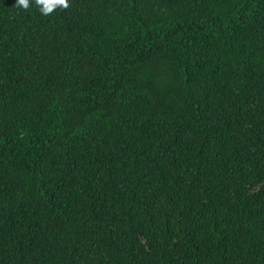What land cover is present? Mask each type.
Masks as SVG:
<instances>
[{"label":"trees","instance_id":"16d2710c","mask_svg":"<svg viewBox=\"0 0 264 264\" xmlns=\"http://www.w3.org/2000/svg\"><path fill=\"white\" fill-rule=\"evenodd\" d=\"M0 0V264H264V0Z\"/></svg>","mask_w":264,"mask_h":264},{"label":"clouds","instance_id":"9594fccd","mask_svg":"<svg viewBox=\"0 0 264 264\" xmlns=\"http://www.w3.org/2000/svg\"><path fill=\"white\" fill-rule=\"evenodd\" d=\"M33 3L43 16H50L56 10H66L71 7L69 0H16L15 5L28 11Z\"/></svg>","mask_w":264,"mask_h":264}]
</instances>
